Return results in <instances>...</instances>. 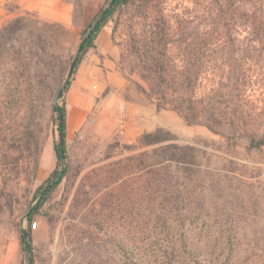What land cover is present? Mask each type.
Segmentation results:
<instances>
[{"label":"rangeland","instance_id":"rangeland-1","mask_svg":"<svg viewBox=\"0 0 264 264\" xmlns=\"http://www.w3.org/2000/svg\"><path fill=\"white\" fill-rule=\"evenodd\" d=\"M17 1L0 0V29L8 21L21 17L26 23L21 33L24 52L31 44L37 52L38 40H43L44 53L56 54L67 61L77 53L83 30L110 0H57L55 6L41 11L21 10ZM205 7L204 0H129L107 19L95 48L85 54L70 78L69 90L58 99L65 82L60 83L52 96L38 89L41 78L37 74L45 69L36 57L31 59L26 81V77L15 73L16 61L11 52L3 54L0 106L10 100L11 111L7 114L11 120L7 124H17L16 111L22 95L17 94L15 87L32 84V93L21 98L33 103L34 140L30 148L19 153L17 162L0 156V264H27L22 251V231H26L28 215L37 203L36 190L56 167L53 147L60 138L52 104L61 106L63 102L66 164L71 169L31 222L33 236L29 243L35 264H77L84 253L78 249L79 240L84 243L89 235L97 238L99 251L109 246L102 241L112 236L113 259L119 260L116 245L126 227L121 220L122 197L135 184L134 170L130 169L129 188L119 182L111 185L114 174H119L116 162L149 150L151 147H140L138 139L156 129L169 132L176 138L175 143L204 149L206 160L209 157L207 172L218 178L231 177L228 208L235 214L232 227L239 232L240 242L235 257L241 259L247 254L248 264H264V237L258 241L253 237L255 230L264 231V147L255 151L238 148L225 156L220 152L226 148L220 136L203 126L186 125L175 112L157 111L137 91L134 82L142 83L139 78L135 74L127 78L128 50L132 43L163 31L175 38L198 32L203 27ZM173 53L178 54V50L174 48ZM70 67L63 79L67 80ZM55 81L59 82V78L53 75L44 80L49 86H54ZM256 87L248 90L252 100L259 93ZM217 148L220 150L216 151ZM222 157L231 159L233 164H227ZM218 204L224 208L222 202ZM97 220L99 226L93 223ZM217 227L225 226L220 221ZM106 256L102 254L104 260Z\"/></svg>","mask_w":264,"mask_h":264},{"label":"trees","instance_id":"trees-1","mask_svg":"<svg viewBox=\"0 0 264 264\" xmlns=\"http://www.w3.org/2000/svg\"><path fill=\"white\" fill-rule=\"evenodd\" d=\"M111 1L105 16L100 19L104 9L99 11L83 30L77 48L79 54L67 61L56 54L44 53L43 40H38L37 52L33 44L24 52L21 44V33L26 27L24 19L16 17L8 21L0 29V63L3 54L11 52L16 61L15 73L26 77L27 81L31 59L36 57L37 63L45 69L37 74L41 78L38 89L52 96L60 83L65 82L59 94L62 98L81 60L95 48L107 19L129 0H110L109 3ZM204 1L202 30L181 38L169 32H157L132 43L128 50L127 78L132 74L139 78L142 83L134 82L137 91L153 103L157 111L175 112L186 125L203 126L220 136L226 144L220 151L225 156L238 148L260 150L264 147V0ZM174 48L178 50L176 55ZM72 63L67 80L63 79ZM51 75L59 78L54 86L44 82ZM254 86L259 93L252 100L248 90ZM15 89L23 98L24 94L32 93L34 86L18 85ZM21 97L15 125L7 124L11 120L7 114L11 111L10 100L0 106V156L13 162L20 159L19 153L30 148L34 140L33 103ZM52 112L56 115V130L63 139V149L59 140L53 147L56 167L35 192L37 203L27 218L29 242L33 236V218L71 169L66 164L64 102L61 106L52 104ZM175 140L162 129L145 133L138 139L139 146L151 148L116 162L119 174H114L111 185L119 182L129 188L130 169L134 170L135 184L133 194L131 189L122 197L121 220L126 227L116 245L120 258L117 262L113 259L112 236L102 241L109 246H102L99 251L97 238L89 235L84 243L79 240L78 249L84 253L77 264H248L247 254L241 259L235 257L240 242L239 232L232 227L235 214L228 208L231 177L218 178L207 172L206 151L175 143ZM222 159L233 164L231 159ZM77 202L76 196L75 204ZM218 202L223 203V209ZM220 221L225 227H217ZM93 223L99 226L100 220ZM253 237L258 241L264 237V231L255 230ZM21 244L27 264H35L32 248L28 258L23 236ZM103 253L108 255L105 260Z\"/></svg>","mask_w":264,"mask_h":264},{"label":"crops","instance_id":"crops-1","mask_svg":"<svg viewBox=\"0 0 264 264\" xmlns=\"http://www.w3.org/2000/svg\"><path fill=\"white\" fill-rule=\"evenodd\" d=\"M57 0H18V6L21 10L41 11L43 8L55 6Z\"/></svg>","mask_w":264,"mask_h":264},{"label":"water","instance_id":"water-1","mask_svg":"<svg viewBox=\"0 0 264 264\" xmlns=\"http://www.w3.org/2000/svg\"><path fill=\"white\" fill-rule=\"evenodd\" d=\"M112 3H113V1H111V2L107 5V7L104 9V11L102 12V14H101V16H100V19H101L102 17L105 16L107 10L111 7ZM79 51H80V50H78L77 54H79ZM74 61H75V59H74ZM72 65H73V63L71 64V67H72ZM71 67H70V70H71ZM61 90H62V89H61ZM61 90L59 91V94H60ZM58 98H59V95H58L57 99H58ZM57 105H58V104H57ZM60 143H61V148L63 149V139H62V137H60ZM49 186H50V184H49L47 187H49ZM22 236H23L24 242H25L26 247H27L28 258H30V243H29V240H28V237H27V233H26L25 230L22 231Z\"/></svg>","mask_w":264,"mask_h":264},{"label":"built area","instance_id":"built-area-1","mask_svg":"<svg viewBox=\"0 0 264 264\" xmlns=\"http://www.w3.org/2000/svg\"><path fill=\"white\" fill-rule=\"evenodd\" d=\"M35 226V224H33Z\"/></svg>","mask_w":264,"mask_h":264}]
</instances>
